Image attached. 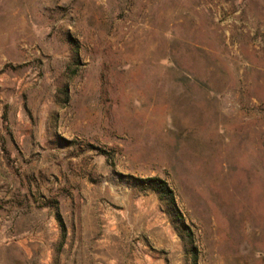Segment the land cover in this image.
<instances>
[{
    "label": "rangeland",
    "instance_id": "1",
    "mask_svg": "<svg viewBox=\"0 0 264 264\" xmlns=\"http://www.w3.org/2000/svg\"><path fill=\"white\" fill-rule=\"evenodd\" d=\"M77 253L264 264V0H0V264Z\"/></svg>",
    "mask_w": 264,
    "mask_h": 264
},
{
    "label": "trees",
    "instance_id": "2",
    "mask_svg": "<svg viewBox=\"0 0 264 264\" xmlns=\"http://www.w3.org/2000/svg\"><path fill=\"white\" fill-rule=\"evenodd\" d=\"M142 184L148 185L149 189L155 193H157L160 196V199H168L169 200V207L172 211L173 214H176L177 216H180L177 206H176V201H175V196L173 191L169 188L168 184L165 181L159 180V179H148ZM196 264V263H195Z\"/></svg>",
    "mask_w": 264,
    "mask_h": 264
},
{
    "label": "crops",
    "instance_id": "3",
    "mask_svg": "<svg viewBox=\"0 0 264 264\" xmlns=\"http://www.w3.org/2000/svg\"><path fill=\"white\" fill-rule=\"evenodd\" d=\"M76 257V264H82V258H81V254L77 253V255L75 256ZM104 259V258H103ZM106 259V258H105ZM104 259V260H105ZM107 262H109V259L107 258L106 259Z\"/></svg>",
    "mask_w": 264,
    "mask_h": 264
}]
</instances>
